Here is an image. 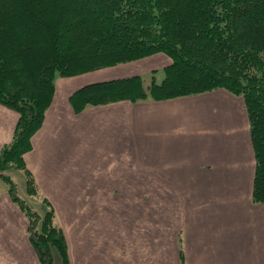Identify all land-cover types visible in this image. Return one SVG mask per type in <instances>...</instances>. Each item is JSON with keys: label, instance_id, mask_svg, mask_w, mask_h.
<instances>
[{"label": "crops", "instance_id": "crops-1", "mask_svg": "<svg viewBox=\"0 0 264 264\" xmlns=\"http://www.w3.org/2000/svg\"><path fill=\"white\" fill-rule=\"evenodd\" d=\"M169 63L156 54L56 79L24 159L57 212L68 264H180V250L186 264H264V202L251 200L254 159L242 98L216 89L79 113L70 104L84 85ZM17 120L0 104V150ZM0 264H40L28 219L2 188Z\"/></svg>", "mask_w": 264, "mask_h": 264}, {"label": "trees", "instance_id": "trees-1", "mask_svg": "<svg viewBox=\"0 0 264 264\" xmlns=\"http://www.w3.org/2000/svg\"><path fill=\"white\" fill-rule=\"evenodd\" d=\"M156 54L170 59L160 82L151 74L147 82L132 75L84 85L69 96L74 112L216 89L240 96L254 159L251 200L264 202V0H0V104L18 114L0 150V179L26 214L40 264L52 263L51 248L68 264L63 232L53 209L41 217L17 197L6 172L24 171L26 192L36 195L24 156L52 103L56 79ZM179 261L186 264L182 250Z\"/></svg>", "mask_w": 264, "mask_h": 264}, {"label": "rangeland", "instance_id": "rangeland-1", "mask_svg": "<svg viewBox=\"0 0 264 264\" xmlns=\"http://www.w3.org/2000/svg\"><path fill=\"white\" fill-rule=\"evenodd\" d=\"M129 65H132V64H129ZM138 74L140 76H142L143 79H145V82L148 81L147 79L151 76V74H154L155 75L157 82H160L162 80L163 76H164V73H163V70L162 69L155 70V71H150L148 73L147 72H140ZM6 173L13 180L14 191L16 189V195H17V197L19 199H21V200L24 199L23 200L24 203H26V205L30 207V210H32V212H35L37 215H39L41 217L45 214V212L48 209H53L54 221H55L56 225L58 227H60L59 222L57 220V214H56L57 212L54 211V208L52 207V203H46V202H44V200H45L44 197L45 196L42 193L41 189L37 186L38 188H37V192H36V195L35 196H29L27 194L26 189H25V180H26V177L24 175V171L18 170V169H9V171H7ZM8 186H9L8 183H5V182H3L0 179V188H2L3 190H5V192L6 191L8 192ZM16 205L19 207L18 204H16ZM19 209H20V207H19ZM23 214L26 216V214L24 212H23ZM152 228L155 229V231H159V229H160L158 227V225L156 227H152ZM60 229L63 232V229L61 227H60ZM51 262H52L51 264H62L60 255H59L58 251L55 248H51Z\"/></svg>", "mask_w": 264, "mask_h": 264}]
</instances>
